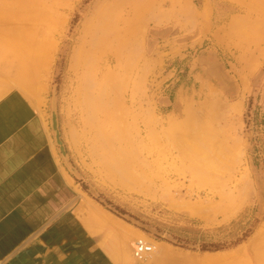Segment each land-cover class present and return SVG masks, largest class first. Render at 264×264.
<instances>
[{"label": "rangeland", "instance_id": "374dc122", "mask_svg": "<svg viewBox=\"0 0 264 264\" xmlns=\"http://www.w3.org/2000/svg\"><path fill=\"white\" fill-rule=\"evenodd\" d=\"M144 1L20 0L2 16L19 21L28 11H42L45 15L28 25L32 32L58 17L50 29L56 53L37 95L8 83L0 98L21 92L50 127L54 104L74 178L93 202L83 199L79 214L114 262L264 264V40L246 45L235 39L238 28L232 29L242 18L246 26L262 21L263 28L264 0L248 5V0H164L130 23L141 28L138 40H112L133 27L126 23L127 14ZM242 1L248 17L235 9ZM254 4L256 13L250 9ZM93 13L89 64L72 68L83 25ZM14 32H0V86L17 68L38 70L44 64L36 52L28 56L38 55L39 67L33 58L17 59L13 41L6 42ZM30 38L17 43L26 45ZM113 54L121 57L109 66L105 59ZM36 70L30 71L34 83ZM79 92L87 96V106ZM88 102L94 106V123L87 111L91 137L83 113L92 108ZM102 135L113 140H101ZM172 202L197 213L171 208ZM124 239L129 261L118 254ZM138 242L153 247L142 259L133 256ZM162 249L169 258L161 256Z\"/></svg>", "mask_w": 264, "mask_h": 264}, {"label": "crops", "instance_id": "0c3cea01", "mask_svg": "<svg viewBox=\"0 0 264 264\" xmlns=\"http://www.w3.org/2000/svg\"><path fill=\"white\" fill-rule=\"evenodd\" d=\"M85 198L45 119L20 93L1 97L0 264H118L79 214Z\"/></svg>", "mask_w": 264, "mask_h": 264}, {"label": "bare ground", "instance_id": "6f19581e", "mask_svg": "<svg viewBox=\"0 0 264 264\" xmlns=\"http://www.w3.org/2000/svg\"><path fill=\"white\" fill-rule=\"evenodd\" d=\"M16 2H9V3H5V4H0V15H1V17H0V32L2 31V30H4V29H7V28H10V29H14L15 30V32H14V34L12 35V36H10V38H7V40H6V42H8V43H11L12 41H13V43L11 44V49H12V51L13 52H17L18 54V56H17V59L19 58V56H27V58L29 57V56H31L30 54L31 53H34V52H36V53H39L38 55H40L41 56V60H43L42 61V63H44L43 65H42V67H40V68H38V70H36L37 68H35V67H30L31 68V70L29 69V67L27 66V64H26V66L27 67H21V68H17V70H16V74L14 75V76H12V77H6V78H4L5 80H4V82H3V84H2V86H0L1 88H0V90L2 89L3 90V88H4V86H6L8 83H14L15 85H17V87L21 90V92L23 91L24 93L26 92V93H31V95H32V93L33 94H38L37 92H39V89L42 87V84H43V82H44V78L46 77V75H47V73H48V70H49V68L51 67L50 65V60L52 59V58H54L53 56L55 55V53L56 52H52L53 50L54 51H56V48H57V44L55 43V40H54V36H53V34L54 33H51V26L52 25H55L58 21H59V18L58 17H55V18H53L52 20H50L49 22H44V23H42L37 29H35V30H33V32L31 31V30H28V25H30V24H32L33 22H36V21H38V20H40L44 15H45V13H43L42 11L40 12V11H28L27 13L28 14H23L21 17H19V21H18V18L17 19H14V20H6L3 16H2V14H7V13H9V12H11V11H13V9H14V7H15V5L20 1V0H15ZM173 1V0H172ZM182 1H184V0H182ZM186 3H189L187 0L185 1ZM240 2V1H239ZM243 2V1H242ZM241 2V4H239V6H237L235 9H236V11H238V12H245V16L244 17H248L249 16V14H251L250 12H249V10L246 8V6L250 3V2H252V0H250V2H249V0H248V2H245V4H247V5H245L244 4V2L242 3ZM164 3V0H147V1H144V3H141V5L139 6V7H133L130 11H129V13L127 14V18H126V23H128V25H132V24H130V23H133V21H135V20H139V19H141L142 18V16H143V14L145 13V11H146V9H148L149 7H151V6H154V5H158V6H161L162 4ZM172 4V3H171ZM252 4V3H251ZM255 5V4H254ZM250 6V5H249ZM253 6V5H252ZM258 7V6H257ZM256 7V5L255 6H253V7H251L250 9H251V11L253 12V13H256L257 11H258V8ZM249 8V7H248ZM153 9V8H152ZM155 9V8H154ZM157 9V8H156ZM127 11V10H126ZM235 11V10H234ZM259 11H260V8H259ZM193 12V11H192ZM195 13V12H194ZM207 13V12H206ZM252 13V14H253ZM203 14V13H202ZM192 15H195V14H192ZM196 16H200L199 14L197 15V13H196ZM206 16V15H205ZM208 17V16H207ZM242 18V17H241ZM246 19V18H245ZM240 20V19H239ZM238 19L236 20V22H235V25H236V27L234 26H232L233 28V30H234V28H238V30H235V32H236V34H237V38H235L236 39V41H240L241 42V40H243L244 41V43H246V45L248 44L249 45V43H251V42H255V44H258L257 43V41H259L260 39H262V40H264V27L262 28V24H260L262 21H260L259 23L258 22H254V25H252V24H249L248 23V25L246 26V24H247V22L246 23H242V20H243V22H244V19L242 18L240 21H239ZM247 20V19H246ZM259 20V19H258ZM257 20V21H258ZM248 21V20H247ZM123 23L125 22V21H122ZM234 22V21H233ZM253 23V22H252ZM250 25V26H249ZM262 25V26H261ZM125 26H126V24H125ZM133 26V25H132ZM137 26H139V24L138 25H136V27ZM240 26V27H239ZM122 27H123V25H122ZM135 26H133L132 28H134ZM141 27V26H140ZM83 36H82V41H80V47H79V49H78V51H77V53H76V55L74 54V57H73V59H71L72 61V64H71V66H72V68L73 67H75V66H78L80 63H82V64H84V65H87V64H89V61H88V52H91V43H89V40H87V37L89 36V37H91V36H93L94 35V13H93V15H92V17H91V19L88 21V22H86L84 25H83ZM131 28V26L129 27L128 26V28L126 27V30H124V31H120V32H117L116 34H114L115 36H114V39H112V40H114V41H117V42H119V43H123V42H125V41H129V42H131V41H136V40H138V38H139V36H140V30L139 29H141V28H134V29H132ZM229 31H231L232 32V30L230 29ZM24 36H31V38H30V41H29V43L28 44H26V45H19L17 42H18V40L20 39V38H22V37H24ZM239 39V40H238ZM248 40V41H247ZM246 41V42H245ZM250 41V42H249ZM57 42V41H56ZM235 42V41H234ZM247 42H249V43H247ZM235 43H237V42H235ZM234 43V44H235ZM238 44V43H237ZM253 45H254V43H252ZM251 45V44H250ZM255 46V45H254ZM237 47V46H236ZM240 47V46H239ZM248 47H250V46H248ZM241 48V47H240ZM84 49L85 50H87V52H84ZM82 52H81V51ZM245 50V49H244ZM247 50V49H246ZM116 52V51H115ZM119 52H124V51H119ZM245 52V51H244ZM248 52V51H247ZM3 53V52H2ZM2 53H1V56H2ZM11 55H13V54H11ZM10 55V56H11ZM15 55V54H14ZM29 55V56H28ZM37 55V56H38ZM113 55H115V54H113ZM1 56H0V58H1ZM9 56V57H10ZM21 56V57H22ZM36 58H37V56L36 55H34ZM118 56H120V55H115V58L114 57H111V56H109V57H107L106 59H105V62H106V64L107 65H111V63H113V62H115L116 61V58H118ZM35 57H29V58H33V59H29V60H33L32 61V63H34L35 62V66L38 64H40L39 66H41V64L42 63H37L39 60L38 59H36L35 60ZM121 57V56H120ZM40 58V57H39ZM120 58H118V60H119ZM241 59V58H240ZM9 60V59H8ZM12 60V59H11ZM26 61H27V59H25ZM53 60V59H52ZM3 61V60H2ZM16 61V60H15ZM21 61V60H20ZM31 61H30V64L29 65H31ZM37 61V62H36ZM40 62V61H39ZM236 62V61H235ZM8 63V62H7ZM17 63V62H16ZM20 64V63H19ZM23 64V63H22ZM7 65V64H6ZM37 65V67H39ZM20 67V66H19ZM32 69H35L37 72H36V75H37V77L36 76H33L34 77V81L35 80H37V82L36 83H34L33 82V78H32V76H31V73H30V71H32ZM5 70V69H4ZM3 71V70H2ZM87 72H88V69L86 70ZM90 71V75L92 74L91 72L93 71L92 69L91 70H89ZM3 72H5V71H3ZM86 72V73H87ZM33 73H35V71H33ZM32 73V74H33ZM85 73V74H86ZM1 74V73H0ZM30 74V75H29ZM250 74V73H249ZM5 75H7V74H5ZM4 75V76H5ZM29 75V76H28ZM35 75V74H34ZM2 77H3V75H2ZM1 77V78H2ZM28 77H30V79L32 78V82L34 83V85L32 84V83H30V79L28 78ZM89 77V76H88ZM246 78V77H245ZM87 81V80H86ZM86 81H84L85 82V84H87L86 83ZM84 82H82V84H81V87H82V85L84 84ZM84 84V85H85ZM9 85V84H8ZM11 85V84H10ZM36 85V86H35ZM38 85H41L40 86V88H37L38 87ZM86 86V85H85ZM91 86V85H90ZM87 87V86H86ZM92 87V86H91ZM8 88V87H7ZM79 88H80V86H79ZM89 88V87H88ZM88 88H87V91H88ZM93 88V87H92ZM9 89V88H8ZM11 89H13L12 87H11ZM81 89V88H80ZM94 89V88H93ZM38 90V91H37ZM84 90H85V87H84ZM84 90H80V91H83V93H85V91ZM17 91H18V89H17ZM41 91V90H40ZM77 91H78V89H77ZM91 91V90H90ZM19 92V91H18ZM20 92V93H21ZM22 92V93H23ZM23 93V94H24ZM77 93V92H76ZM80 93V92H79ZM82 93V92H81ZM80 93V94H81ZM88 94H89V92H88ZM87 94V95H88ZM92 94H94V93H92ZM1 95H3V94H1ZM28 95V94H27ZM82 95V94H81ZM81 95H79L81 98V103H83L84 104V102H87L86 100H85V98L87 97L86 95V97L84 96V95H82V96H84V97H82ZM91 94H89V96H90ZM26 96V95H25ZM33 96V95H32ZM79 96H78V98H79ZM88 96V97H89ZM94 95H92V97H93ZM28 97V96H27ZM77 98V99H78ZM83 98V99H82ZM89 98H91V97H89ZM94 98V97H93ZM24 99V98H23ZM92 99V98H91ZM91 99H88V101L89 100H91ZM83 100H84V102H83ZM94 100V99H93ZM77 102H79V100L77 101ZM94 102V101H93ZM80 103V102H79ZM83 104H81V105H83ZM87 104V103H86ZM88 104H89V102H88ZM85 105V104H84ZM83 105V106H84ZM94 105V104H93ZM85 106H87V105H85ZM84 106V108H86ZM89 106H91L92 107V103H90L89 104ZM93 108H94V106L92 107V108H89L88 109V107H87V109H84V111L86 110V113L85 112H83L84 114H86L87 115V117H85V118H87L86 120H87V125H86V123H85V125H86V127H88L89 126V123L91 122H89L88 121V117H89V115H88V112L87 111H89V110H91L90 112H92V111H94L93 110ZM83 111V110H82ZM116 112V111H115ZM115 112H112V113H115ZM116 115V114H115ZM114 115V116H115ZM85 116V115H84ZM83 116V117H84ZM90 116H92V118L90 119V117H89V120H92L93 118H94V115H93V112H92V115H90ZM114 116H110V117H114ZM117 116V115H116ZM114 119H116V118H113V120ZM89 122V123H88ZM92 122L94 123V119L92 120ZM114 122V121H113ZM93 123L92 124H90V126H92L93 125ZM116 125V124H115ZM94 127V126H93ZM93 127L91 128V129H93ZM89 128V127H88ZM112 128H113V126H112ZM111 128V130H113ZM116 128V127H115ZM86 129V128H85ZM84 129V130H85ZM90 129V128H89ZM91 129L90 130H88V132L90 133H86V130L84 131V134L86 135V134H89V136L91 137ZM94 130V129H93ZM110 130V131H111ZM93 132V131H92ZM116 132V131H115ZM114 134V133H113ZM93 135V134H92ZM112 135V134H111ZM87 136V135H86ZM85 136V137H86ZM94 136V135H93ZM103 137H101V140H102V138L104 139V140H108V139H110V138H108L110 135H102ZM107 137V138H106ZM114 137V136H113ZM120 137V136H119ZM87 138V137H86ZM85 138V139H86ZM94 137H92L90 140H92ZM106 138V139H105ZM112 138V137H111ZM114 139H117L116 137L114 138ZM120 139V138H119ZM86 140H88V139H86ZM110 140H113V139H110ZM89 141V140H88ZM87 141V143L89 144V142ZM99 141V140H98ZM118 141H120L121 142V140H118ZM97 142V141H96ZM100 142V141H99ZM111 142V141H110ZM124 142V141H123ZM92 143H93V141H92ZM95 143V142H94ZM98 143V142H97ZM113 143H115V141H113ZM120 144V143H119ZM118 144V145H119ZM92 145H96V144H92ZM92 145H90V146H92ZM89 146V147H90ZM102 146H104V145H102ZM114 146V145H113ZM101 147V146H100ZM90 148H92V147H90ZM93 148H94V146H93ZM95 149H97V147L95 148ZM100 149V148H99ZM94 151V150H93ZM94 153H96V151L94 152ZM91 156L93 157L94 155L92 154V152H91ZM43 160V159H42ZM198 163V165H201V163H199V162H197ZM35 167H36V165H35ZM26 169H28V168H26ZM29 173V172H28ZM31 174V173H30ZM23 179V178H22ZM16 180V179H15ZM24 180V179H23ZM22 181V180H21ZM17 183V182H16ZM19 183V182H18ZM17 183V184H18ZM35 184V183H34ZM3 185V184H2ZM13 185V184H12ZM15 186V185H14ZM37 186V185H36ZM12 190V189H11ZM24 191V190H23ZM164 192H166V191H164ZM170 192V190L168 191V192H166V195L168 194ZM169 195V194H168ZM169 207H171V208H174V209H178V210H186V211H188L189 213H191V214H194V212H193V209L191 208V206H189V205H187V204H183V203H176V202H172L171 204H170V206ZM194 207V206H193ZM195 209V208H194ZM195 211V210H194ZM197 213V212H196ZM195 213V214H196ZM194 214V215H195ZM10 215V214H9ZM6 218V217H5ZM128 240H126V239H124V240H122L118 245H119V256H120V259H121V261H125V260H130L131 259V256H129V254L127 253V244H128V242H127ZM126 242H127V244H126ZM128 247H129V244H128ZM129 249V248H128ZM163 250V249H162ZM162 250H160V251H162ZM164 250H166V249H164ZM162 251V254H161V256L165 259L166 257H168L169 258V254H166V252L165 251ZM168 253V252H167ZM167 255V256H166ZM169 255V256H168ZM160 256V255H159ZM160 256V257H161ZM62 259V258H61Z\"/></svg>", "mask_w": 264, "mask_h": 264}, {"label": "water", "instance_id": "95a60500", "mask_svg": "<svg viewBox=\"0 0 264 264\" xmlns=\"http://www.w3.org/2000/svg\"><path fill=\"white\" fill-rule=\"evenodd\" d=\"M51 128H52V131L54 133V139H55V143L58 147V150L62 156V158L64 159L67 167L69 168V170L75 174V170L71 167L69 161H68V158H67V154H66V151H65V148H64V145L63 143L61 142L60 140V133H59V130H58V124H57V118H56V112H55V108H54V104L52 106V110H51Z\"/></svg>", "mask_w": 264, "mask_h": 264}, {"label": "built area", "instance_id": "2783aa9c", "mask_svg": "<svg viewBox=\"0 0 264 264\" xmlns=\"http://www.w3.org/2000/svg\"><path fill=\"white\" fill-rule=\"evenodd\" d=\"M153 250V247L141 242H138L135 245V248L133 250V256L136 259H142L144 257V255L151 253Z\"/></svg>", "mask_w": 264, "mask_h": 264}]
</instances>
